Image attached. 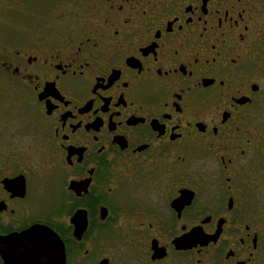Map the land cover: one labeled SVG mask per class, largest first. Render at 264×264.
Instances as JSON below:
<instances>
[{
	"label": "flooded vegetation",
	"instance_id": "flooded-vegetation-1",
	"mask_svg": "<svg viewBox=\"0 0 264 264\" xmlns=\"http://www.w3.org/2000/svg\"><path fill=\"white\" fill-rule=\"evenodd\" d=\"M36 227L64 264H264V0H2L0 244Z\"/></svg>",
	"mask_w": 264,
	"mask_h": 264
},
{
	"label": "water",
	"instance_id": "water-1",
	"mask_svg": "<svg viewBox=\"0 0 264 264\" xmlns=\"http://www.w3.org/2000/svg\"><path fill=\"white\" fill-rule=\"evenodd\" d=\"M9 240V239H7ZM12 240V239H11ZM18 246L19 256L11 258L14 253L6 251L7 246ZM4 263L20 264H64V249L60 238L48 228L36 227L15 236L12 245L9 242L0 244ZM17 254V252H16Z\"/></svg>",
	"mask_w": 264,
	"mask_h": 264
},
{
	"label": "rangeland",
	"instance_id": "rangeland-1",
	"mask_svg": "<svg viewBox=\"0 0 264 264\" xmlns=\"http://www.w3.org/2000/svg\"><path fill=\"white\" fill-rule=\"evenodd\" d=\"M15 0H5V2L8 3H13ZM2 4V0H0V5Z\"/></svg>",
	"mask_w": 264,
	"mask_h": 264
}]
</instances>
